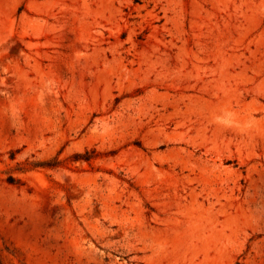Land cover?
<instances>
[{"label":"rangeland","instance_id":"374dc122","mask_svg":"<svg viewBox=\"0 0 264 264\" xmlns=\"http://www.w3.org/2000/svg\"><path fill=\"white\" fill-rule=\"evenodd\" d=\"M0 264H264V0H0Z\"/></svg>","mask_w":264,"mask_h":264}]
</instances>
